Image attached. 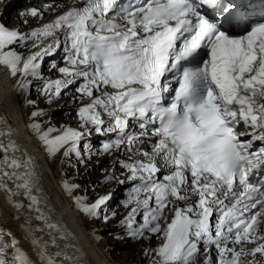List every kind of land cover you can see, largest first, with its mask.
I'll list each match as a JSON object with an SVG mask.
<instances>
[{
	"label": "snow or ice",
	"instance_id": "snow-or-ice-1",
	"mask_svg": "<svg viewBox=\"0 0 264 264\" xmlns=\"http://www.w3.org/2000/svg\"><path fill=\"white\" fill-rule=\"evenodd\" d=\"M247 14L236 0H73L28 32L0 23V67L16 78L15 91L27 96L35 84L51 104L75 88L69 102L80 104L78 127L43 128L35 119L29 125L49 157L62 153L70 167L73 156L84 163L93 155L87 142L93 131L104 137L103 153L136 149L115 161L126 174L118 182H131L123 202L131 207L120 225L129 238L160 241L144 249L149 264H196L201 252L202 264H264V235L258 234L264 228V20L234 34ZM18 15L42 13L31 8ZM29 44L37 50L17 51ZM61 47L64 65L50 66L60 76L44 77L43 60ZM42 115L39 108L31 113ZM10 131L0 129V137ZM15 151L14 141L0 140V189L9 202L17 193L26 197L33 219L56 233L44 241L35 235L43 228L26 222L25 239L40 264H77L70 245H58L69 234L50 222L33 194L40 191L34 161L10 155ZM113 179L114 171L105 177ZM61 183L69 195L79 188ZM111 195L92 203L72 198L96 219ZM0 264H35L2 228Z\"/></svg>",
	"mask_w": 264,
	"mask_h": 264
},
{
	"label": "bare ground",
	"instance_id": "bare-ground-1",
	"mask_svg": "<svg viewBox=\"0 0 264 264\" xmlns=\"http://www.w3.org/2000/svg\"><path fill=\"white\" fill-rule=\"evenodd\" d=\"M5 1L7 0H2L0 3V22L9 28L16 27L21 32H28L34 28L42 27L55 19L57 15L66 11L73 3V0H43L41 4H33L36 3L33 0ZM3 5L5 6L4 8ZM48 5H53L55 10H49ZM14 6L16 7L14 8ZM77 6L79 5L77 4ZM11 8L14 9L11 10ZM31 8L38 9L42 15L35 18L31 16L19 17V13L26 12ZM48 42L49 38H43L44 44ZM13 47L16 46L14 45ZM36 50L31 47V44L17 47V51L25 56ZM64 55L65 53L61 47L51 57H46L42 62V75L52 79L58 78L60 74L58 71L51 70L50 66L53 62L63 66ZM6 71V68L0 67V129H10L11 131L6 137H0V140L5 143L11 140L18 146V151L10 153V155L19 158H24L26 155L34 161V179L40 191L37 192L34 188L33 194L40 199V208L50 217V222L60 225L62 231L69 234L66 239L58 240L59 247L63 248L65 244L70 245L67 251L79 257L77 264H145L146 260L150 258L145 255L144 249L154 248L160 241L154 238L149 242L148 240L129 238L125 235L120 221L127 215L131 207L125 208L123 205L131 190V182H126L123 185L118 182L124 179L126 174H122L124 170L119 164L115 163L117 159H128L129 156L136 152V149L134 148L132 152H128L126 150L117 151L114 148L111 153H103L100 148L104 137L93 131V137L87 139V142L91 145L93 155L85 156L84 163H80L74 156L71 157L70 161L75 167H70L69 162L66 160L61 159L60 162L63 173H68L73 178V183L79 185V188L71 194V200L65 195L64 189L62 190L63 194L52 192L49 187V179H53L57 185L62 186L60 183L61 175L56 171L58 154L54 157H49L35 135V131L30 129L29 126L27 127L25 122L28 113L31 114L39 108L44 110L45 115L35 118V120L43 123L45 128L49 124L58 128L62 125L78 127L79 121L76 118V109L80 104L69 102L75 92V88H70L66 95L62 94L59 99L49 104L46 102L45 96L38 95L37 86L32 87L30 94L27 96L15 91L14 79ZM27 99L36 100L37 103L30 105L26 102ZM25 106L27 111L24 109ZM98 137H102V139L99 143H95ZM81 148H83V144H81ZM144 150L150 151V146L145 145ZM2 155L3 153H0V156ZM18 171H23V169ZM113 171L116 174V179L106 181L105 177ZM8 183L13 186V181L10 180ZM117 185L118 187L115 189ZM47 186L49 190H47ZM110 189H114V194L110 196V199L105 204L108 208V213H106L110 220L105 222L103 219L100 224H96L99 229L96 233H92L94 225L83 212L79 211L72 196L79 197L81 194L88 199L91 194L86 195L84 191L90 190L92 195L99 193V196H97L99 198L109 195ZM81 195L80 197H82ZM115 196L119 197L117 201L114 199ZM92 201H89V203ZM17 202L22 203L23 207L16 208L15 204ZM29 203L30 201L19 193L12 198V202H9L6 192L0 189V228L11 232L19 242L21 249L35 261V264H40L32 251L29 241L25 239L24 228L21 225L30 222L33 226L43 228L42 232L37 231L35 235L41 237L44 241L50 240V231L53 235L56 233L54 230L44 228L43 221L33 219L36 213L28 207ZM113 212L116 213L115 216L112 215ZM258 234L264 235V228H261ZM100 236L103 238L102 242L96 240ZM253 246L250 245V248ZM50 250L56 251L57 248L52 246ZM212 255L215 258V252ZM64 264H68V262L64 261ZM196 264L202 263L196 262Z\"/></svg>",
	"mask_w": 264,
	"mask_h": 264
},
{
	"label": "rangeland",
	"instance_id": "rangeland-1",
	"mask_svg": "<svg viewBox=\"0 0 264 264\" xmlns=\"http://www.w3.org/2000/svg\"><path fill=\"white\" fill-rule=\"evenodd\" d=\"M2 2V0L0 1V3ZM5 2H8V0L7 1H5ZM45 2V1H44ZM42 3V1H40V2H36V3H33V4H41ZM17 6V5H16ZM16 6H14V8L16 7ZM5 6L3 5V8H4ZM14 8H11V10H13ZM0 23H2V22H0ZM7 72V71H6ZM11 77V76H10ZM12 79H14V84H15V81H16V78H14V77H11ZM36 85L34 84L32 87H35ZM25 111H27V107L25 106ZM35 118H33L32 116H31V114H29L28 113V115H27V118H26V122H25V124H26V126L28 127L32 122H33V120H34ZM41 125H42V127L43 128H45V125L43 124V123H41ZM58 128V127H57ZM30 129H32L31 127H30ZM33 131H34V129H32ZM94 134V133H93ZM93 134H91V136L88 138V139H90V138H92L93 137ZM101 139H102V137H98V139L95 141V143H99L100 141H101ZM61 159H62V153L61 154H58V156H57V160H56V171L57 172H59L60 173V175H61V180H60V183H61V181H63V180H68L70 183H73L74 182V180H73V178H71L69 175H68V173H66V172H64L63 173V168H62V166L60 165V162H61ZM63 173V174H62ZM48 182V181H47ZM49 182H50V185H49V187H50V189H51V191L52 192H55V193H57V194H63L62 193V190L64 189L61 185H57L56 184V182L53 180V179H49ZM47 184V183H46ZM62 184V183H61ZM53 186V187H52ZM49 187L47 186V190H49ZM118 187V185L115 187V189ZM53 188V189H52ZM118 190V189H117ZM65 191V190H64ZM84 193L86 194V195H89V194H91V196L87 199V202L89 203V201H92V200H94V198H98L97 196H99V193L96 195V193H94V195H92V191L90 192V190H86V191H84ZM109 194H114V189H110V191H109ZM65 195L71 200V195H69L68 193H66L65 192ZM81 195V194H80ZM80 195H79V197H80ZM82 197H84V195H81ZM114 199H115V201H117L118 199H119V197L118 196H115L114 197ZM96 200V199H95ZM95 200L94 201H92V202H95ZM91 202V203H92ZM77 205V204H76ZM77 208H79L78 206H77ZM107 206H103L102 207V209L100 210L101 211V214H100V217L99 218H96V219H89V221L94 225V228L92 229V233H96V231H98V227L96 226V224L98 225V224H100L102 221H103V217H104V215L105 214H107L108 212H107ZM79 211L80 212H82L80 209H79ZM107 212V213H106ZM9 238L6 236L5 237V240H8ZM102 237L100 236V237H97L96 238V240L98 241V242H102ZM249 248H250V245L248 246ZM8 251H9V253H11V251H12V249L11 248H9L8 249ZM203 260H204V254H203V252H201V254L198 256V258H197V260H196V262L198 263V262H203ZM145 264H149V259H147L146 260V262H145Z\"/></svg>",
	"mask_w": 264,
	"mask_h": 264
}]
</instances>
